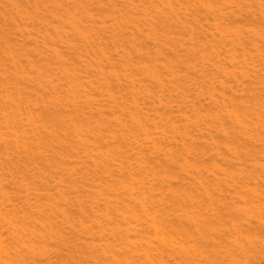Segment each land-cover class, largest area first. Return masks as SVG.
Segmentation results:
<instances>
[{
    "label": "bare ground",
    "instance_id": "1",
    "mask_svg": "<svg viewBox=\"0 0 264 264\" xmlns=\"http://www.w3.org/2000/svg\"><path fill=\"white\" fill-rule=\"evenodd\" d=\"M0 264H264V0H0Z\"/></svg>",
    "mask_w": 264,
    "mask_h": 264
}]
</instances>
